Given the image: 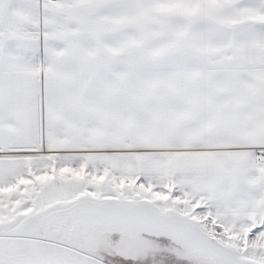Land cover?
Masks as SVG:
<instances>
[{
    "label": "snow or ice",
    "instance_id": "obj_1",
    "mask_svg": "<svg viewBox=\"0 0 264 264\" xmlns=\"http://www.w3.org/2000/svg\"><path fill=\"white\" fill-rule=\"evenodd\" d=\"M0 264H264V0H0Z\"/></svg>",
    "mask_w": 264,
    "mask_h": 264
}]
</instances>
